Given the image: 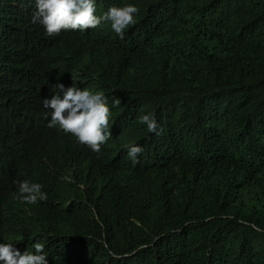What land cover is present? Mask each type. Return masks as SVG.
<instances>
[{
    "label": "trees",
    "instance_id": "16d2710c",
    "mask_svg": "<svg viewBox=\"0 0 264 264\" xmlns=\"http://www.w3.org/2000/svg\"><path fill=\"white\" fill-rule=\"evenodd\" d=\"M127 4L140 17L124 39L49 37L29 0H0V243L41 240L49 264H264V0H97L94 14ZM73 77L122 101L99 154L44 118ZM148 112L162 134L138 122ZM25 179L47 201L17 200Z\"/></svg>",
    "mask_w": 264,
    "mask_h": 264
},
{
    "label": "clouds",
    "instance_id": "9594fccd",
    "mask_svg": "<svg viewBox=\"0 0 264 264\" xmlns=\"http://www.w3.org/2000/svg\"><path fill=\"white\" fill-rule=\"evenodd\" d=\"M29 3L34 5L31 23L39 24L49 37L68 34L70 30L83 32L110 26L120 39H124L126 31L135 26L140 17V9L133 4L111 7L103 15H95L97 0H29ZM52 90L56 94L41 102L45 120L50 118L47 126L57 127L79 146L99 154L102 146L113 139L114 123H110V108L120 107L121 99L114 96L110 103L103 91L81 90L74 77L73 86L66 88L58 83L52 86ZM137 119L146 125L147 132L162 134L163 129L154 112L142 114ZM126 148L133 164L139 163L138 156L143 154L144 148L135 144L126 145ZM16 183V199L21 203L35 205L47 201L42 184L29 179ZM31 248L34 251L28 249L22 254L15 244L0 243V264H49L44 242L37 240Z\"/></svg>",
    "mask_w": 264,
    "mask_h": 264
},
{
    "label": "bare ground",
    "instance_id": "6f19581e",
    "mask_svg": "<svg viewBox=\"0 0 264 264\" xmlns=\"http://www.w3.org/2000/svg\"><path fill=\"white\" fill-rule=\"evenodd\" d=\"M18 9V8H17Z\"/></svg>",
    "mask_w": 264,
    "mask_h": 264
}]
</instances>
